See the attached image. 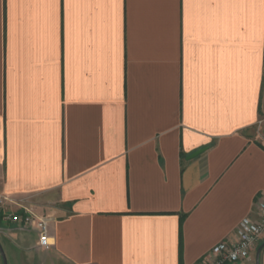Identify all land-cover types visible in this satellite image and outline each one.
<instances>
[{
	"label": "crops",
	"instance_id": "0c3cea01",
	"mask_svg": "<svg viewBox=\"0 0 264 264\" xmlns=\"http://www.w3.org/2000/svg\"><path fill=\"white\" fill-rule=\"evenodd\" d=\"M263 193L264 0H0L8 264H206Z\"/></svg>",
	"mask_w": 264,
	"mask_h": 264
},
{
	"label": "built area",
	"instance_id": "2783aa9c",
	"mask_svg": "<svg viewBox=\"0 0 264 264\" xmlns=\"http://www.w3.org/2000/svg\"><path fill=\"white\" fill-rule=\"evenodd\" d=\"M11 205H15L12 199L0 197L1 219L23 229L34 228L39 238L40 249L48 250L50 248L48 220L37 217L28 209H25L23 214L13 212L10 210ZM257 205V219H244L240 222L236 232L237 240L232 244L221 243L214 247L211 252L212 261L207 262L208 264H231L253 259L264 234V193L259 197Z\"/></svg>",
	"mask_w": 264,
	"mask_h": 264
},
{
	"label": "water",
	"instance_id": "95a60500",
	"mask_svg": "<svg viewBox=\"0 0 264 264\" xmlns=\"http://www.w3.org/2000/svg\"><path fill=\"white\" fill-rule=\"evenodd\" d=\"M205 151H206V149H201V150L193 153L191 156H189L188 159L189 160L195 159L198 156L202 155ZM263 248H264V243L257 250V258H256L257 264H259V258H260V254H261V251ZM0 255L2 257L3 263L8 264L7 257H6V254H5V251H4V248L1 244V242H0Z\"/></svg>",
	"mask_w": 264,
	"mask_h": 264
},
{
	"label": "trees",
	"instance_id": "16d2710c",
	"mask_svg": "<svg viewBox=\"0 0 264 264\" xmlns=\"http://www.w3.org/2000/svg\"><path fill=\"white\" fill-rule=\"evenodd\" d=\"M0 219H1V215H0Z\"/></svg>",
	"mask_w": 264,
	"mask_h": 264
}]
</instances>
